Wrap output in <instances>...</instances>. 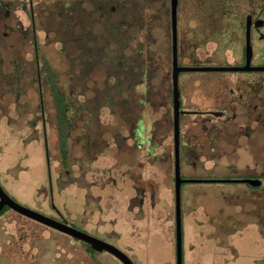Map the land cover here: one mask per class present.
I'll use <instances>...</instances> for the list:
<instances>
[{
    "label": "rangeland",
    "instance_id": "rangeland-1",
    "mask_svg": "<svg viewBox=\"0 0 264 264\" xmlns=\"http://www.w3.org/2000/svg\"><path fill=\"white\" fill-rule=\"evenodd\" d=\"M75 6L42 4L37 18L38 40L45 43L41 65L50 63L70 106L65 162L45 76L41 103L31 37L23 33L27 15L20 11L17 19L12 7L9 26L1 27L11 35L4 37L0 54V182L19 203L118 246L136 264H177L171 98L165 99V112L155 98L147 103L156 105L141 111L143 101L132 93L130 80L119 85L107 77V55L121 49V38L111 41L107 19L96 14L89 41L83 20L69 15ZM20 18L24 26H18ZM154 32L156 48L168 57L170 36ZM80 35L87 40L83 48ZM201 123L183 132L184 173L192 179H208L204 168L212 166L198 163L190 147L189 137L203 133ZM192 143L198 150L203 144ZM236 185L184 183V264H264L263 222L239 211ZM258 197L263 205L264 196ZM0 264L123 263L6 208L0 213Z\"/></svg>",
    "mask_w": 264,
    "mask_h": 264
},
{
    "label": "flooded vegetation",
    "instance_id": "flooded-vegetation-1",
    "mask_svg": "<svg viewBox=\"0 0 264 264\" xmlns=\"http://www.w3.org/2000/svg\"><path fill=\"white\" fill-rule=\"evenodd\" d=\"M174 1L177 3L176 30ZM50 2L75 3L69 15L83 20L80 24L89 41L95 36L93 24L96 14L107 19L110 40L118 42L121 38L123 45L113 51L114 54L107 55V77L119 85L130 80V88L134 89L132 93L138 94L143 101L141 111L156 105L153 101L147 103L153 98L161 110L167 111L165 99L171 98L174 163V39L177 42V67L220 68L179 72L181 175L192 179L184 173V129L192 131L202 122L203 133L189 137L192 144L189 146L193 154L197 153L198 163L212 164L204 168L206 180H255V185L245 181L229 183L239 184L236 185L239 211H247L256 220L260 217L264 225V217L260 214L264 204L258 202L259 194L264 196V0H0V54L4 37L11 35L8 31L2 33L1 27L9 26L7 20L13 7L17 19L21 11L29 21L23 33L31 37L41 103L45 94V76L55 110L53 86L67 98L69 111L68 97L61 89L52 66L49 62L46 66L41 65L39 58L41 46L45 45L38 40L39 7ZM87 4L94 7L90 10L85 7ZM22 20L20 18L17 22L18 26H24ZM165 20H168V29ZM134 29H138L137 33ZM154 29L170 36L168 57L164 50L156 48L159 38ZM82 38L80 35L83 48L87 40ZM167 83H171L169 88ZM111 105H115L114 100ZM56 123L58 128L57 110ZM195 139L203 142L200 150L192 143ZM223 182L226 181L218 183Z\"/></svg>",
    "mask_w": 264,
    "mask_h": 264
},
{
    "label": "water",
    "instance_id": "water-1",
    "mask_svg": "<svg viewBox=\"0 0 264 264\" xmlns=\"http://www.w3.org/2000/svg\"><path fill=\"white\" fill-rule=\"evenodd\" d=\"M176 9L177 3L173 2V21L174 29L176 30ZM176 38L174 39V108H175V200H176V252H177V264H184L183 254V218H182V185L188 182H207V181H226V182H240L245 181L251 184H256L253 179L237 180H206V179H185L181 175V160H180V90H179V72L181 70H220V68H179L177 67V49H176ZM9 207L17 213L29 217L35 221L43 223L49 227L57 229L63 233H66L78 240H81L90 245L94 250L107 251L119 259L123 264H136L135 261L127 254L124 250L118 246L98 238L86 231H83L77 227L59 221L55 218L49 217L36 210H33L18 201H16L8 192L4 189L0 182V212L5 208Z\"/></svg>",
    "mask_w": 264,
    "mask_h": 264
},
{
    "label": "trees",
    "instance_id": "trees-1",
    "mask_svg": "<svg viewBox=\"0 0 264 264\" xmlns=\"http://www.w3.org/2000/svg\"><path fill=\"white\" fill-rule=\"evenodd\" d=\"M53 87H54L53 91H54L56 110H57L60 148H61L62 158L65 162L68 155V140L70 138V123L68 116L67 98L62 93H60L55 86ZM6 208L9 207H5L3 210H5ZM88 246L91 250H94L90 245Z\"/></svg>",
    "mask_w": 264,
    "mask_h": 264
},
{
    "label": "crops",
    "instance_id": "crops-1",
    "mask_svg": "<svg viewBox=\"0 0 264 264\" xmlns=\"http://www.w3.org/2000/svg\"><path fill=\"white\" fill-rule=\"evenodd\" d=\"M36 222V221H35ZM38 222V221H37Z\"/></svg>",
    "mask_w": 264,
    "mask_h": 264
}]
</instances>
